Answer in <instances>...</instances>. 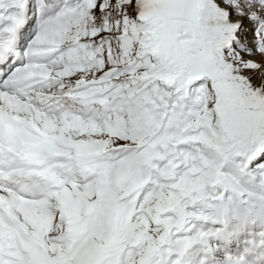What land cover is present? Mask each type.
I'll return each mask as SVG.
<instances>
[{
	"label": "snow or ice",
	"instance_id": "snow-or-ice-1",
	"mask_svg": "<svg viewBox=\"0 0 264 264\" xmlns=\"http://www.w3.org/2000/svg\"><path fill=\"white\" fill-rule=\"evenodd\" d=\"M0 264H264V0H0Z\"/></svg>",
	"mask_w": 264,
	"mask_h": 264
}]
</instances>
